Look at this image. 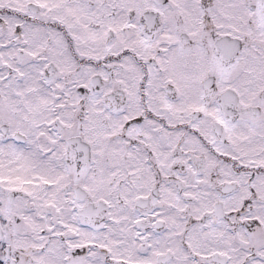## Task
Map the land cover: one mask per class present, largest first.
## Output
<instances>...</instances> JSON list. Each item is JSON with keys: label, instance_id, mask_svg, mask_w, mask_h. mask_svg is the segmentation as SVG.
<instances>
[{"label": "snow or ice", "instance_id": "6c2138e0", "mask_svg": "<svg viewBox=\"0 0 264 264\" xmlns=\"http://www.w3.org/2000/svg\"><path fill=\"white\" fill-rule=\"evenodd\" d=\"M0 264H264V0H0Z\"/></svg>", "mask_w": 264, "mask_h": 264}]
</instances>
